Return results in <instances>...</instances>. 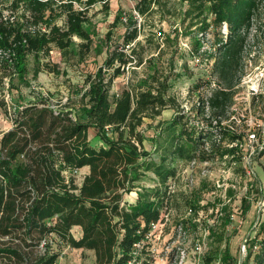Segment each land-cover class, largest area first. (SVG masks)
<instances>
[{
    "label": "trees",
    "instance_id": "trees-1",
    "mask_svg": "<svg viewBox=\"0 0 264 264\" xmlns=\"http://www.w3.org/2000/svg\"><path fill=\"white\" fill-rule=\"evenodd\" d=\"M92 1L88 0L89 4ZM133 1L140 18L158 14L164 20L177 16L179 10L182 23L191 20L188 29L200 25L198 31H206L211 25H227L225 41L217 39L219 56L214 62V72L225 87L214 90L206 102L201 101L199 109L204 113L203 107L208 105L212 115L222 114L232 99V76L241 61L242 33L248 31L258 0H179L171 6L167 0ZM185 2L187 7L183 9ZM20 3L24 5L21 22L11 23L0 10V66L3 62L10 65L12 73L23 81L30 59L33 78L42 69L55 72L48 64H40L41 58L52 48L66 53L74 36L89 37L83 13L73 8L72 1H60L66 17L64 28L51 22L55 18L51 0H14L12 5L18 7ZM209 14L214 16L210 23ZM40 25H44L43 29L38 28ZM138 33L137 21L130 17L122 48L110 52L108 65L115 61L126 65L134 60L135 47L129 54L123 49L137 39ZM141 62L138 58L137 63ZM119 73L116 69L107 81L96 76L89 106L82 110L86 120L73 109L51 108L45 100L19 103L16 107L12 127L0 138V264H55L56 255L35 253L50 234L74 249L93 251L95 264H145L140 263V248L136 246H142L152 224L161 219L168 199L166 182L176 172L171 161L194 160L204 143L213 149L211 157L234 153L233 147L222 149L217 139V135L227 138V131L220 128L197 132L185 126L183 117L176 116L167 126L171 136L162 147L159 163L139 164L137 145L141 146L145 138L137 128L145 118L159 116L170 103L162 84V89L155 92L149 88L137 92L125 89L110 104L108 92ZM90 128L96 131L102 145L91 144ZM228 139L234 142L238 138L232 134ZM59 163L89 170L77 185L73 177L65 176ZM141 167L154 173L160 186L136 192L133 201L126 200L124 196L134 191L132 183L138 179ZM249 207L247 203L243 212ZM223 209L226 210L222 207L220 211ZM73 227L80 230L78 238L72 233ZM255 230V235L246 241L241 264H264V222ZM13 234L8 241L1 240ZM217 241L222 237L217 236ZM233 260L226 247L222 264Z\"/></svg>",
    "mask_w": 264,
    "mask_h": 264
},
{
    "label": "rangeland",
    "instance_id": "rangeland-1",
    "mask_svg": "<svg viewBox=\"0 0 264 264\" xmlns=\"http://www.w3.org/2000/svg\"><path fill=\"white\" fill-rule=\"evenodd\" d=\"M51 1L55 16L52 24L65 27L66 17L60 1H72L73 8L83 13L89 38L74 36L66 53L52 48L40 64H48L55 72L42 69L36 78H33L32 59L23 81L3 62L0 66V138L12 127L19 103L45 100L51 108L73 109L81 117L82 110L89 106L91 87L98 74L107 81L119 69L108 92L110 104L125 89L137 92L149 88L155 92L164 84V96L170 104L161 109L159 116L145 118L137 128L145 138L141 146L137 145L139 164L159 163L162 147L171 136L167 126L176 116L183 117L185 126L197 132L222 129L238 139L231 142L229 136L222 139L217 135L222 149L233 147L232 154L211 157L213 149L204 143L198 147L194 160L171 161L176 172L166 182L168 199L160 221L143 238V248L136 246L140 248L139 261L222 264L223 251L228 247L234 259L231 264L242 262L248 237H253L257 225L264 222V0L257 1L248 31L242 33L241 61L232 76V99L220 115H212L208 105L203 107L204 113L199 109L201 101L206 102L214 90L225 87L214 72V62L219 56L217 39L224 42L228 34L226 24L211 25L206 31H198L200 25L188 29L191 20L182 23L179 10L177 16L164 20L158 14L140 18L133 0H93L91 4L88 0ZM178 1L167 0V4L171 6ZM13 2L0 0V10L11 23L21 22L24 5L15 7ZM186 5L185 2L183 9ZM179 8L177 5L176 9ZM130 17L137 21L139 33L123 52L129 54L135 47L134 60L126 65L118 61L108 65L110 52L122 48V36ZM213 17L207 16L208 23ZM138 58L142 59L140 64ZM250 134L256 135L252 141ZM89 140L93 146L103 143L93 128L89 129ZM58 165L67 178L73 177L77 185L81 184L82 170ZM132 186L134 191L124 196L129 201L135 199L136 192L159 187L160 183L154 173L141 167ZM247 203L250 207L243 212ZM222 207L226 210L220 211ZM72 233L75 238L79 237V231ZM10 236L15 235L1 240L8 241ZM217 236L222 241H217ZM45 252L56 255L55 264H95L93 251L74 249L52 234L35 249L37 254Z\"/></svg>",
    "mask_w": 264,
    "mask_h": 264
},
{
    "label": "crops",
    "instance_id": "crops-1",
    "mask_svg": "<svg viewBox=\"0 0 264 264\" xmlns=\"http://www.w3.org/2000/svg\"><path fill=\"white\" fill-rule=\"evenodd\" d=\"M80 170L83 171L82 174H83V176H84V175H86V174L88 173L89 168H88V167H83V168L80 169ZM74 230H75V231H76V230H77V231H80L78 227H73L72 231H74Z\"/></svg>",
    "mask_w": 264,
    "mask_h": 264
},
{
    "label": "built area",
    "instance_id": "built-area-1",
    "mask_svg": "<svg viewBox=\"0 0 264 264\" xmlns=\"http://www.w3.org/2000/svg\"><path fill=\"white\" fill-rule=\"evenodd\" d=\"M255 137H256V135H255V134H250V135H249V138L251 139V141H252V140H254V139H255ZM75 171H76V169H75ZM152 225H153V224H152Z\"/></svg>",
    "mask_w": 264,
    "mask_h": 264
},
{
    "label": "water",
    "instance_id": "water-1",
    "mask_svg": "<svg viewBox=\"0 0 264 264\" xmlns=\"http://www.w3.org/2000/svg\"><path fill=\"white\" fill-rule=\"evenodd\" d=\"M239 264H241V262H239Z\"/></svg>",
    "mask_w": 264,
    "mask_h": 264
}]
</instances>
